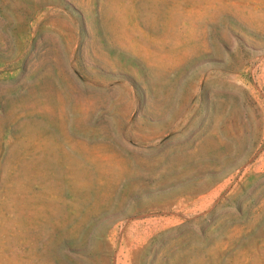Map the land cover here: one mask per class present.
I'll use <instances>...</instances> for the list:
<instances>
[{"label": "rangeland", "instance_id": "374dc122", "mask_svg": "<svg viewBox=\"0 0 264 264\" xmlns=\"http://www.w3.org/2000/svg\"><path fill=\"white\" fill-rule=\"evenodd\" d=\"M0 264H264V0H0Z\"/></svg>", "mask_w": 264, "mask_h": 264}]
</instances>
